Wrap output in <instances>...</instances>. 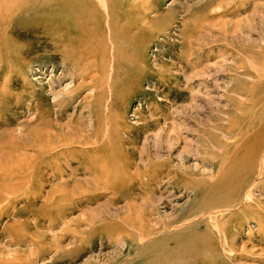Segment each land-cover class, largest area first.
<instances>
[{
  "label": "rangeland",
  "instance_id": "1",
  "mask_svg": "<svg viewBox=\"0 0 264 264\" xmlns=\"http://www.w3.org/2000/svg\"><path fill=\"white\" fill-rule=\"evenodd\" d=\"M116 1L113 30L90 26L97 40L88 45L102 55L94 68L93 57L63 55L67 41L52 44L53 26L6 32L28 50L0 52V264H264L258 164L237 188L240 203L199 206L264 120V0ZM90 101L100 102V125ZM109 129L130 174L163 163L161 182L178 187L127 197L82 168L96 166L94 144L104 146ZM129 216L139 231L124 224ZM190 230L208 243L197 259L173 242L143 252Z\"/></svg>",
  "mask_w": 264,
  "mask_h": 264
},
{
  "label": "bare ground",
  "instance_id": "2",
  "mask_svg": "<svg viewBox=\"0 0 264 264\" xmlns=\"http://www.w3.org/2000/svg\"><path fill=\"white\" fill-rule=\"evenodd\" d=\"M114 3H117V1L115 2V0H0V52H2L1 58H6L5 55H7V57L10 56L9 51H6L8 50L9 46L16 48L15 45L16 39L12 37L13 35L10 34V32H8V34L6 33L7 31H9L8 29L12 24L15 23L17 26H20L21 28L25 25H37L40 27V24H42L44 27H46L47 25L49 27L53 26L50 29L49 36L50 35L53 36L52 44L54 46L60 48L62 42L64 41L68 42L66 45L63 43V45L65 46L62 45L63 49H61L63 55L68 56L67 58L72 60L73 59L76 60V58L77 59L79 58L80 60L83 59L82 60L83 62L86 58L91 60V58L93 57L94 60L91 63L88 64L86 63L88 65L87 68L89 67L91 68V66L93 65L95 66L96 62L98 61L97 59L102 55L98 53L99 50L97 48L88 45L90 41H94L93 42L94 44L95 41L97 40L96 39L97 37L95 38V30L94 28L93 29L90 28V26L95 27V29L98 31V29H101L100 27H102L101 23L105 21V23L109 25L108 27H110V30H113L115 26L113 19L115 14L112 11L114 9L113 8V6L115 5ZM29 16H31L32 18L33 17L36 18V20L32 21L33 23L30 21L28 22L25 21V19L29 18ZM25 30L26 29L23 28L20 33H23ZM31 36H33V33L31 34ZM34 36L36 37V35ZM17 44L18 46L16 49H19L18 51L19 53H22L24 50H28L23 48L22 45L24 43L22 44L21 42H18ZM101 69H103V67H101ZM77 75L82 76L83 74L81 75L77 74ZM86 75H88V73L84 74L83 76ZM85 83L86 82H82L80 86L81 87L85 86ZM96 87H98V85H96L95 88ZM99 93L100 92H98L97 94L98 96L100 95ZM97 95L95 94L94 97H96ZM94 97H89V98L94 99ZM263 98L264 96L262 97V99ZM263 103H264V99H263ZM99 105L100 102L93 103V101H90L89 103L90 110L93 113V116L95 117L96 123L100 125L101 113L99 111L100 110ZM262 112L264 113V106ZM107 122L109 123V121ZM114 136H115V132L109 129L108 139L107 142L103 144L104 146H101L91 141L92 143H95L93 150V152L95 153L93 155V158L96 163V166L94 167L92 166L90 168L83 166L82 168H84L87 172L88 171L91 173L96 172L100 174L101 178L106 180L105 184H108V182L111 183L109 184L108 188L112 189L113 191L123 192L129 190V192L126 194L127 197L133 193L132 192L133 190L135 191V194L138 191H140L143 194L145 193L149 194L153 192L150 191L149 186L152 189H154L160 185L165 186L166 184L168 185L170 183L172 184V186L176 188L178 187L177 184L178 182H176L178 180H173L169 183L161 182L162 181L161 179L162 177L165 176V172H166L164 169L165 164L163 163H158L153 161L152 163L150 162L149 164H146L145 167L139 168L136 173L130 174L129 171L131 168H133L134 163L130 159V156L128 157L129 154L127 153L125 148L122 149L121 156L116 155L119 147L116 144H114L112 140L114 139ZM94 137H96V139L100 141L102 137V132H100V130H95ZM245 142L246 143L244 144L242 149L240 148L241 149L240 153H238L235 156L234 158L235 160L231 165V167L222 173V179H220L219 182H215L214 185L211 186V188L207 190L205 189L203 191L204 192L203 195L205 194L206 197L204 203H201L199 205L201 210L202 209L214 210V209L224 208L225 206L231 205L234 202L235 203L237 202V204L240 203L237 200L239 198L240 190H237V188H240V186L242 185L245 186V184H247V178L249 175H251L252 172H254V168L258 167L257 164L259 165V169H258L259 176L261 177V175H264V120L261 125V128L258 129L257 133H255V136ZM69 144L70 143L68 142V143H64L63 145L69 146ZM47 151L48 150L45 149L40 153H45ZM259 155H261L260 158H258ZM78 169L79 167L76 168V170ZM255 170L257 169L255 168ZM73 172L75 171L73 170ZM144 177H146L147 179L144 180ZM241 180L243 181L242 184L240 183ZM251 197H252V186L247 190L244 199L245 198L250 199ZM161 201L162 204L167 203V201L165 200L161 199ZM151 204L153 205V203ZM139 208L140 205L137 203L131 204L129 206V209L133 211H138ZM214 211L215 213L218 212V210H214ZM145 212L146 210L143 209V211L140 214H138L137 219L140 220V223L142 224L146 223V220L144 218ZM130 216L127 218V220L124 219L123 221H125V223L124 222L123 223L127 225L128 228H134V230L136 229L137 231H139V229L137 228L138 227L141 228L140 227L141 225L138 226V221H135ZM116 225L117 226H114L113 228H116L117 232H122V233L127 232L128 235L131 234L129 229H126L123 226L121 227V225L118 223H116ZM194 234L195 231L190 230V232L188 233H176L170 235L167 238L162 239L161 241L158 242L154 241L153 243L147 244L144 247L143 252L145 253L149 248L152 249L168 248L170 247V243L173 242L174 246L176 245L175 247H177L175 248L176 251L178 250L181 251L182 253H186V254L189 253L191 255L193 254L195 257L198 256L196 257L197 259L199 258L200 252H202L204 249H207L206 246L208 245V243L205 239H204L205 241L197 239L196 235ZM142 238L144 237L142 236ZM204 242H206V244ZM168 256L169 253L168 255H165V258L166 257L168 258ZM145 262H149V260L148 259L144 260L143 264H146Z\"/></svg>",
  "mask_w": 264,
  "mask_h": 264
}]
</instances>
